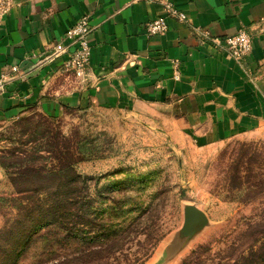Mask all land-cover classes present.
Returning <instances> with one entry per match:
<instances>
[{"label":"crops","instance_id":"obj_1","mask_svg":"<svg viewBox=\"0 0 264 264\" xmlns=\"http://www.w3.org/2000/svg\"><path fill=\"white\" fill-rule=\"evenodd\" d=\"M0 2L9 4L0 25V125L32 111L57 114L63 106L125 109L162 115L173 137L208 148L263 124L264 96L255 75L264 59V0ZM165 3L188 22L168 17ZM85 14L94 32L83 84L62 72L63 57L42 60L55 44L67 43V32ZM159 17L167 31L148 35L147 25ZM197 29L220 39L245 30L253 50L239 62L202 42Z\"/></svg>","mask_w":264,"mask_h":264},{"label":"rangeland","instance_id":"obj_2","mask_svg":"<svg viewBox=\"0 0 264 264\" xmlns=\"http://www.w3.org/2000/svg\"><path fill=\"white\" fill-rule=\"evenodd\" d=\"M65 74L83 84L89 79V71L84 79ZM255 77L264 96V59ZM163 118L125 109L63 106L57 114L32 111L0 125V230L15 218L17 206H33L14 185L18 172L32 166L60 169L58 159L46 158L56 142L52 148L60 150L61 162L67 146L74 154L75 171L86 180L92 206H144L148 211L155 207L144 234L109 264H225L232 245L239 244L234 254L248 251L250 243L262 248L264 227L254 234L259 242H252L254 235L248 231L264 224V120L242 137L198 148L173 137ZM36 155L42 158L33 159ZM25 156L30 159L12 165L16 157ZM20 189L27 193L33 187ZM45 195H40L41 201H47ZM186 205L203 211L210 225L168 261L167 242L182 227ZM49 247L35 246L22 264H57L63 250L55 245V259L48 261Z\"/></svg>","mask_w":264,"mask_h":264},{"label":"trees","instance_id":"obj_3","mask_svg":"<svg viewBox=\"0 0 264 264\" xmlns=\"http://www.w3.org/2000/svg\"><path fill=\"white\" fill-rule=\"evenodd\" d=\"M53 146L56 142L49 147L46 158L58 159L62 163L60 169L32 166L13 178L21 197L29 198L33 206H17L15 218L7 220L0 230V264H22L28 260L32 248L40 245H50L46 252L50 256L54 254L51 248L60 245L63 251L57 264H109L130 241L144 234L155 207L148 211L144 206H92L94 201L88 199L86 180L75 171L74 154L67 146L63 163L60 150H53ZM28 158L16 157L12 165L24 163ZM39 158L42 156L36 155L33 159ZM25 185L33 189L26 193L20 189ZM42 193H46L47 201H41ZM263 227V223L255 224L248 232L252 236ZM261 231L264 233V229ZM260 239L254 235L252 242ZM250 244V249L243 254L241 251L234 254L239 244L232 245V255L225 264H264V245L258 249L255 243ZM49 259L53 261L55 257Z\"/></svg>","mask_w":264,"mask_h":264},{"label":"built area","instance_id":"obj_4","mask_svg":"<svg viewBox=\"0 0 264 264\" xmlns=\"http://www.w3.org/2000/svg\"><path fill=\"white\" fill-rule=\"evenodd\" d=\"M164 8L168 17L182 23H187V16L175 8L172 3H165ZM9 11V4L0 2V25L5 14ZM148 35H163L168 29L165 18L159 17L151 22L146 27ZM201 41L208 43L213 48L226 51V53L233 59L244 62L253 50V42L251 35L245 31L240 30L233 36L225 39H220L211 36L209 33L196 30ZM94 32V27L90 23L89 15H82L75 22L73 27L67 32V43L62 42L55 44L50 52L43 58L42 62H52L63 57V71L68 74H73L79 79H84L88 73L91 45L90 38ZM73 47L74 50L70 51ZM174 79L179 80L180 74L178 70V63H174ZM12 71L18 72L19 67H13Z\"/></svg>","mask_w":264,"mask_h":264},{"label":"water","instance_id":"obj_5","mask_svg":"<svg viewBox=\"0 0 264 264\" xmlns=\"http://www.w3.org/2000/svg\"><path fill=\"white\" fill-rule=\"evenodd\" d=\"M210 225L207 215L195 205L184 207V221L182 227L172 234L166 246L167 260L176 257L189 244L197 239Z\"/></svg>","mask_w":264,"mask_h":264}]
</instances>
